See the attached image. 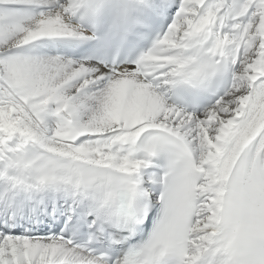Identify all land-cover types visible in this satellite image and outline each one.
I'll return each mask as SVG.
<instances>
[{
  "label": "snow or ice",
  "instance_id": "snow-or-ice-1",
  "mask_svg": "<svg viewBox=\"0 0 264 264\" xmlns=\"http://www.w3.org/2000/svg\"><path fill=\"white\" fill-rule=\"evenodd\" d=\"M0 264H264V0H0Z\"/></svg>",
  "mask_w": 264,
  "mask_h": 264
}]
</instances>
